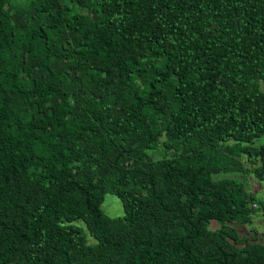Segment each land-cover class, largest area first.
<instances>
[{"label":"trees","instance_id":"1","mask_svg":"<svg viewBox=\"0 0 264 264\" xmlns=\"http://www.w3.org/2000/svg\"><path fill=\"white\" fill-rule=\"evenodd\" d=\"M263 135L264 0H0V264H264Z\"/></svg>","mask_w":264,"mask_h":264},{"label":"rangeland","instance_id":"2","mask_svg":"<svg viewBox=\"0 0 264 264\" xmlns=\"http://www.w3.org/2000/svg\"><path fill=\"white\" fill-rule=\"evenodd\" d=\"M255 146L264 145V135L256 138L254 141ZM150 155L155 159L163 158L165 152L162 149L150 150ZM245 162L244 156L241 159ZM246 164V163H245ZM233 178L244 183L246 189L249 193L255 195L258 199V208H255V213L253 215L252 223L250 224H236L239 232L243 235H250L252 237H261L264 242V180L256 178L250 172H229L221 173L215 175V178ZM103 211L111 217H123L125 215V210L122 200L112 193H107L105 195V201L102 206ZM74 224L82 227L87 235L89 243H95V239L90 235L85 223L83 221H76ZM220 226V222L213 220L209 224V228L215 230Z\"/></svg>","mask_w":264,"mask_h":264},{"label":"built area","instance_id":"3","mask_svg":"<svg viewBox=\"0 0 264 264\" xmlns=\"http://www.w3.org/2000/svg\"><path fill=\"white\" fill-rule=\"evenodd\" d=\"M253 207L254 208H257L258 207V204L257 203H253Z\"/></svg>","mask_w":264,"mask_h":264}]
</instances>
